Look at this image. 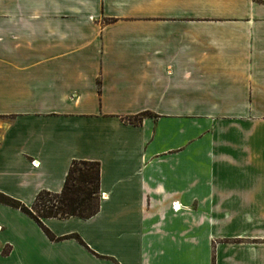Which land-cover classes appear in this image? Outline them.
<instances>
[{"label":"crops","instance_id":"obj_1","mask_svg":"<svg viewBox=\"0 0 264 264\" xmlns=\"http://www.w3.org/2000/svg\"><path fill=\"white\" fill-rule=\"evenodd\" d=\"M73 161L83 245L0 204V264H264V0H0V194Z\"/></svg>","mask_w":264,"mask_h":264},{"label":"trees","instance_id":"obj_2","mask_svg":"<svg viewBox=\"0 0 264 264\" xmlns=\"http://www.w3.org/2000/svg\"><path fill=\"white\" fill-rule=\"evenodd\" d=\"M145 117H150V114L143 113L129 117L126 120L133 125H139ZM99 181L100 166L97 162L73 161L58 194L40 191L30 207L0 194V204L18 210L31 218L52 242L75 239L83 245L75 235L55 238L43 227L41 221L44 219L65 220L69 218L88 220L95 216L99 210Z\"/></svg>","mask_w":264,"mask_h":264},{"label":"built area","instance_id":"obj_3","mask_svg":"<svg viewBox=\"0 0 264 264\" xmlns=\"http://www.w3.org/2000/svg\"><path fill=\"white\" fill-rule=\"evenodd\" d=\"M33 167H36L35 165H34V162H32V164H31ZM175 208V207H174ZM177 210V209H176Z\"/></svg>","mask_w":264,"mask_h":264},{"label":"rangeland","instance_id":"obj_4","mask_svg":"<svg viewBox=\"0 0 264 264\" xmlns=\"http://www.w3.org/2000/svg\"><path fill=\"white\" fill-rule=\"evenodd\" d=\"M2 252H4L5 253V250L3 249V251Z\"/></svg>","mask_w":264,"mask_h":264}]
</instances>
